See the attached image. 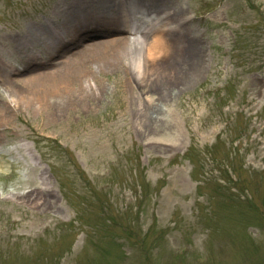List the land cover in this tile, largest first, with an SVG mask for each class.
I'll return each instance as SVG.
<instances>
[{
	"label": "rangeland",
	"instance_id": "374dc122",
	"mask_svg": "<svg viewBox=\"0 0 264 264\" xmlns=\"http://www.w3.org/2000/svg\"><path fill=\"white\" fill-rule=\"evenodd\" d=\"M166 2L202 55L182 90H141L127 61L91 65L55 109L32 100L0 116V264H264V0ZM90 4L0 0V70L25 63L20 31L47 24L70 41L69 10ZM81 45L41 70H65ZM49 55L33 46L30 72Z\"/></svg>",
	"mask_w": 264,
	"mask_h": 264
},
{
	"label": "bare ground",
	"instance_id": "6f19581e",
	"mask_svg": "<svg viewBox=\"0 0 264 264\" xmlns=\"http://www.w3.org/2000/svg\"><path fill=\"white\" fill-rule=\"evenodd\" d=\"M90 2L89 8L88 5L75 6L69 10L68 17L71 18L68 20L71 23H64L63 26L69 27L72 35L74 30L76 32L73 35L74 39L70 41H65L58 34L57 29L47 24L38 25L36 28L29 27L28 32L20 31L13 37L14 41L20 37L25 40L31 37L32 40H26V43L20 46L23 49L29 47L26 61L20 69L0 70V87L4 86L2 87L4 91L11 89L18 96V100L15 98L13 104L12 92L7 94L6 100L0 95V101L4 104V106L0 105L1 117L11 113L19 102L27 103L32 100L55 109L64 100L50 99L64 91H77L83 78L89 75L91 65H103L115 69L116 65L127 61L129 63L125 64L129 66L132 78L141 84V90L158 91L159 94H162L159 91L182 90L197 77L202 64L200 48L194 43H182L186 37V29H183V21H179L173 12V7L166 0H127L126 8L124 4L120 5V2L114 4L111 0H90ZM118 7L120 14L114 15V9ZM131 8L141 14L150 15L153 24L142 26L140 20L129 23L132 21L131 18L130 21L128 18L124 19L123 13L126 9L130 11ZM91 13L93 16L89 20ZM98 18L103 19L107 24L101 25L97 22ZM92 19L96 21L90 26L87 25L86 23ZM116 31L121 32L111 40H107L105 45H100V42L86 43L90 39L83 42L87 38L103 37ZM70 44H83V46L81 45L82 48L77 52L76 58L65 70L48 72L41 70L52 61V57L60 55ZM40 45L45 47V50H52L55 55H49L44 59L36 73L30 72L29 65H37L32 64L34 63L32 48ZM148 67L155 71L148 70ZM152 73L155 74L154 78H150ZM134 83L136 84L135 81ZM142 112L148 116L150 123H154L159 117L156 116L159 110L154 109L152 113L150 106L143 108Z\"/></svg>",
	"mask_w": 264,
	"mask_h": 264
}]
</instances>
